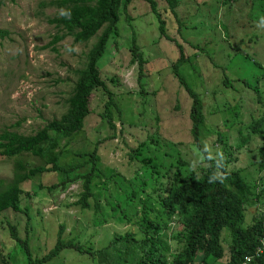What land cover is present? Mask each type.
Here are the masks:
<instances>
[{"label":"rangeland","instance_id":"rangeland-1","mask_svg":"<svg viewBox=\"0 0 264 264\" xmlns=\"http://www.w3.org/2000/svg\"><path fill=\"white\" fill-rule=\"evenodd\" d=\"M45 1L48 0L8 1L0 10V27L7 32L0 37V132L11 129L31 135L59 119L68 108L77 78L75 71L84 66L86 55L97 40L81 44L67 37L55 46L57 51L47 47L57 32L47 18L55 16L57 10L45 7L41 9L45 15H38L40 4ZM155 1L167 35L179 42L190 58L182 67V75L203 101L205 144H216V127H228L226 143L234 144L231 153L238 160L233 169H244L243 176L249 182L264 179V172L257 166L258 149L264 139L254 134L248 140L249 126L264 111V104L257 98L258 94L264 95V0H180L177 17L166 0ZM151 10L144 0H132L122 9L119 35L109 41L99 62L108 89L114 94L115 105L110 112L116 129L110 127L105 114L108 94L100 89L93 93L91 113L83 131L59 140L58 149L64 152L61 165L77 164L82 159L75 153L98 147L103 175L94 180V194L101 206L100 214L96 215L93 208L96 200H91V209L74 204L82 191L80 182L65 191H48L46 187L58 183L60 176L40 173L23 186L22 207L27 208L30 220L24 211L8 209L0 215V264H27L8 224L15 225L22 240L27 237L35 258H42L55 246L62 226L64 239L90 241L101 248L117 233H139L136 221L141 210L128 222L120 220L111 207L114 204L125 208L124 199L130 195L134 179H143L147 184V192H139L137 198L159 208L156 202L166 195L171 181L165 174L176 171L179 155L194 162L195 168L205 166L191 134L192 99L172 71L179 57L178 48L173 41L161 37L159 19ZM134 33L138 50L147 61L142 80L146 96L137 93L138 64L131 63ZM225 78H229L231 86H225ZM242 138L248 140L245 146L239 144ZM137 148L141 152L138 158L133 152ZM144 158L152 160L144 164ZM22 160L30 166L40 164L31 155H24ZM15 165L14 158L0 156V180L10 181ZM152 165L162 176L164 186L160 190H155L160 185L150 180L157 176ZM41 183L46 187L41 188ZM257 208L259 213L264 212V205L259 203L250 211ZM127 210L131 213L130 208ZM103 219L107 221L98 223ZM171 245L173 249L177 247L172 240ZM81 256L66 250L48 264H89Z\"/></svg>","mask_w":264,"mask_h":264},{"label":"trees","instance_id":"trees-1","mask_svg":"<svg viewBox=\"0 0 264 264\" xmlns=\"http://www.w3.org/2000/svg\"><path fill=\"white\" fill-rule=\"evenodd\" d=\"M15 0H0V10L6 2ZM132 0H48L41 2V9L52 7L57 10L53 17H48L49 25L54 26L57 32L52 35V41L47 47H55L67 37H72L76 43L87 44L97 38L86 55L84 66L77 69L76 81L68 98V108L59 119H53L35 134L26 135L11 129L0 132V156L16 160L13 178L6 183L0 180V215L8 209L16 212L24 211L28 220L30 215L27 208L22 207L25 190L24 184L34 180L38 174L58 173L60 180L50 186L40 184L41 188L48 191L60 188L65 191L70 185L81 183L82 191L79 199L74 203L82 209H91V200H96V215L100 214L101 206L94 194L95 178L103 175L99 167L100 156L98 147L91 151L82 150L74 155L82 159L77 164L61 165L60 157L63 151L59 150V140L71 138L83 131L86 118L91 113V98L97 90H104L108 94L106 103V116L110 127L116 129L112 121L110 109L115 105L114 94L108 89L102 76L99 62L106 53L109 41L118 37L120 11L125 10ZM151 6V11L158 17L161 37L173 41L179 51L178 59L172 65V71L179 83L186 88L191 99L190 119L192 122L191 134L205 166L195 168L194 162H188L179 155L177 168L174 172L165 174L171 177L166 195L161 196L154 203L142 201L137 198L139 192H147L145 180L132 181V191L126 196L125 208L112 204L114 214H119V219L131 221L140 211L136 221L139 233L127 231L117 233L109 243L101 248H96L90 241L77 239H64L63 226L61 227L55 246L42 258H35L31 253L27 237L21 239L17 234L15 225H10L11 235L27 258V264H48L58 259L66 251H73L89 264H242L245 257L249 256L247 264H264V212H251L256 204L264 205V179L258 181L247 179L243 170L233 169L237 157L233 150L234 144L226 143L225 134L228 127H216L218 140L216 144L207 146L202 139V129L206 121L204 105L200 94L194 91L182 75V67L190 60L185 54L183 46L167 35V26L161 18L155 0H144ZM180 0H166L171 12L177 17V8ZM7 32L0 27V37H5ZM131 63L138 64L137 93L141 96L147 92L142 83L145 78L147 61L138 50L136 35H133L131 48ZM113 81V79H111ZM225 86H231L229 78L223 81ZM259 93L258 87L253 88ZM258 101L264 104V95L258 94ZM264 108V106H263ZM237 109V107H232ZM235 115L238 114L235 112ZM220 119V118H219ZM221 122V120H220ZM222 125V123H221ZM225 126V125H223ZM249 139L254 134L264 139V111L262 117L252 121L249 126ZM243 139L242 146L248 140ZM238 143V141H237ZM145 147V144L142 143ZM138 158L140 149L134 150ZM233 152V151H232ZM24 155H31L39 159L40 164L30 166L23 161ZM18 159V160H17ZM62 160V158H61ZM151 158L142 159V163H150ZM258 170L264 172V141L258 149ZM144 167H148L145 166ZM152 165L153 174L150 177L160 186L162 176L158 169ZM174 169V167H172ZM149 171L148 168H146ZM139 182V183H138ZM138 186V189H134ZM139 205H141L139 207ZM119 207V209H118ZM127 208L131 209L128 212ZM156 209H160L156 211ZM151 213H155L152 217ZM165 217V218H164ZM103 219L98 223H105ZM171 222V224H170ZM6 223L3 224L5 227ZM168 231L167 233L165 231ZM171 240L177 247L172 248ZM227 260L225 258L228 256ZM6 264V262L2 263Z\"/></svg>","mask_w":264,"mask_h":264},{"label":"clouds","instance_id":"clouds-1","mask_svg":"<svg viewBox=\"0 0 264 264\" xmlns=\"http://www.w3.org/2000/svg\"><path fill=\"white\" fill-rule=\"evenodd\" d=\"M243 261L245 262H243L242 264H247L250 261L249 256H246Z\"/></svg>","mask_w":264,"mask_h":264}]
</instances>
